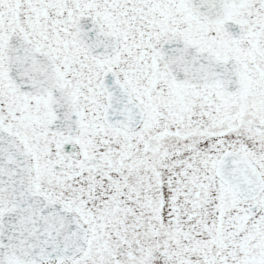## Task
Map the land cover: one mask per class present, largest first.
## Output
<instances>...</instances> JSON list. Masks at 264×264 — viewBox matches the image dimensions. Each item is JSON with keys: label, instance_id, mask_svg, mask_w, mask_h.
<instances>
[{"label": "snow or ice", "instance_id": "1", "mask_svg": "<svg viewBox=\"0 0 264 264\" xmlns=\"http://www.w3.org/2000/svg\"><path fill=\"white\" fill-rule=\"evenodd\" d=\"M0 264H264V0H0Z\"/></svg>", "mask_w": 264, "mask_h": 264}]
</instances>
